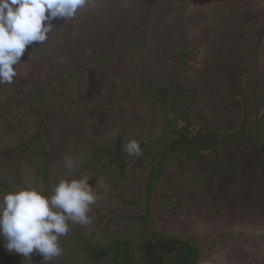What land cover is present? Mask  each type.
Wrapping results in <instances>:
<instances>
[{
    "label": "rangeland",
    "instance_id": "rangeland-1",
    "mask_svg": "<svg viewBox=\"0 0 264 264\" xmlns=\"http://www.w3.org/2000/svg\"><path fill=\"white\" fill-rule=\"evenodd\" d=\"M227 1V8L232 12L226 20L231 30L236 32L241 28L242 38L237 41H232L229 29L219 21L202 22L203 13L209 18L218 14L208 3L196 6L193 0H163L152 6V17L146 29L147 48L140 51L129 49L128 44L142 36L138 20L146 17L151 5L145 0H119L124 3L120 5L124 9L132 8V17L127 18L126 14L117 13L118 0H90L78 10L74 19L53 20V30L46 43L26 47L18 75L27 84L46 83L68 70L75 76L81 59L87 56L83 75L92 76V83L69 93L65 100L69 106L66 111L44 124L41 136H46L44 143L52 152L45 154L60 172L65 156L70 157L68 152L80 139L84 150L96 153L101 169L113 167V172L118 170L122 175L126 172L132 178L141 177L136 182L131 176L127 179V185L131 182L130 192L119 188L122 195L133 198L132 202H119L112 207L105 200V207H92V225L101 218L103 211L116 218L112 230L113 224L123 228L129 216L144 217L149 225L183 239L192 237L202 244L205 252L201 264H264V238L260 237L264 235V151L260 154V150H264V0ZM162 5L165 6L160 8ZM195 8L202 9L195 12ZM237 20L241 25L232 26V21ZM206 25L201 44L199 31ZM158 34L161 37L175 34V39L180 40L184 65L180 66L176 88L192 102L197 122L205 117V111L209 117L205 128L195 126L187 116L186 119L177 118L179 135L174 140L179 145L180 157L164 161L152 152L150 138L155 136L140 137V157L129 156L124 150L129 140L138 137L127 136L128 130H136L143 118L140 101L145 96L140 82L147 79L136 75L138 55L142 52L145 60L149 57L143 69L147 70L149 65L154 72L156 54H164L156 44ZM257 38L261 41L255 65L251 47ZM109 44L118 47L115 55ZM105 55H110L106 68L100 59L106 60ZM67 62H70V69L66 68ZM162 62L167 63L165 59ZM166 65L164 73L170 72L167 75L171 78L173 63ZM249 66L252 70L243 74ZM240 88L243 92H237ZM0 90V122L3 123L21 95L14 90L13 84H2ZM243 99L246 117L250 119L246 128L250 136H224L230 130L214 126L219 120L214 109L221 116L234 111V119L226 118V121L231 125L237 122L236 129L246 133L245 124L248 123L244 116L238 115ZM77 100L82 103L78 104L79 109L75 108ZM256 113L260 116L257 121L253 120ZM73 114L79 122L71 118ZM118 128L123 129L124 136H105L115 134ZM33 129L34 126L28 128V135L33 136ZM82 132L87 136H77ZM156 138L159 141L160 136ZM108 139L113 144L111 148ZM189 146L193 147L190 151ZM41 147L43 151L48 149ZM36 156L41 157L37 153ZM3 157L4 162L13 161ZM63 174L64 170L58 175ZM17 187L16 182L13 185L0 182V189L7 192ZM115 233L118 235L119 231ZM220 234L228 235L216 238ZM41 262L42 257L37 254L27 261L19 254L10 253L0 240V264Z\"/></svg>",
    "mask_w": 264,
    "mask_h": 264
},
{
    "label": "trees",
    "instance_id": "trees-1",
    "mask_svg": "<svg viewBox=\"0 0 264 264\" xmlns=\"http://www.w3.org/2000/svg\"><path fill=\"white\" fill-rule=\"evenodd\" d=\"M145 1L151 5L149 12L152 11L153 4L158 2V0ZM120 5H124V3H120ZM117 13L126 14L127 17L125 9L118 10ZM151 17L152 14L149 20ZM87 62V59L81 61L80 68L77 69L79 74L75 76L73 74L56 76L52 81L48 80L46 83L39 82L38 84L19 82L22 87L16 88V90L20 93L21 98L17 106L11 108V112L6 115L9 120L0 122V130H3L1 134L8 135L13 132L19 134V136H0V154H2L0 164L4 166L3 169L0 165V182L12 185L16 182L19 187L32 184L48 192L60 178L67 175L66 169L63 168L64 174L59 176L58 174L62 173V170L60 172L56 170L52 166V160H48L46 154L51 151L49 146L45 145L46 136H41V131L45 123L54 121L57 119V115H61L62 111H66V108L69 107L65 102L69 93L73 90L78 92L80 88L92 83V76L83 75ZM16 81L18 82V79L14 78L12 84H17ZM24 86H30L29 90ZM51 86L55 89H52ZM79 103L78 100L75 103L78 108L80 107ZM71 118L76 120L77 116L73 114ZM71 118L70 121H72ZM76 122L79 121L76 120ZM30 126H34L33 136L27 133ZM140 137L142 136L136 138L137 141L140 140ZM174 138L175 136H161L158 138L159 141L150 138L153 154L159 158L163 157V161L169 157H177L179 145ZM110 139L108 142L111 148L113 144L110 143ZM41 145L48 149L43 151L45 149H42ZM189 148V150L193 149V147ZM263 151L260 150L261 155ZM36 153L41 157H37ZM68 153L76 165L74 175H86L90 177L89 183L93 186L99 180L108 188L106 192L101 193V199L93 206L94 208L105 207L106 203H103L105 200L112 207L113 204L118 205L119 202L130 203L133 201V198L119 192L120 187L126 190V193L130 192L131 182L128 185L126 182L130 176L132 178V175L126 172L122 175L118 173V170L113 172V167L101 169L102 166L97 162L96 153L84 150L81 147L80 139ZM3 156L13 161L4 162ZM236 176L239 178L240 174ZM136 179L140 180L141 177L138 178L136 175L132 178L133 181ZM6 192L0 189V194ZM115 219L114 215L103 211L101 218L93 225V219L92 223L87 226L70 225L67 236L60 238L64 250L62 256L50 261L49 264H201L200 259L205 249L194 238L183 239L156 228L154 225H149L144 217L137 216L125 218L123 228L113 224L112 230L111 225ZM116 231H119L118 235L115 233ZM225 235L228 234H220L216 238ZM260 237L264 238V235ZM35 255H32V259Z\"/></svg>",
    "mask_w": 264,
    "mask_h": 264
},
{
    "label": "clouds",
    "instance_id": "clouds-1",
    "mask_svg": "<svg viewBox=\"0 0 264 264\" xmlns=\"http://www.w3.org/2000/svg\"><path fill=\"white\" fill-rule=\"evenodd\" d=\"M90 0H0V84H12L18 75L21 57L28 45L44 44L53 30V20L74 19L78 10ZM129 156L140 157L136 139L124 145ZM67 175L45 192L26 184L0 194V240L10 252L31 261L33 254L42 257L41 264L62 256L61 237L70 225L92 223L90 212L107 186L90 177L74 175L76 165L65 156Z\"/></svg>",
    "mask_w": 264,
    "mask_h": 264
},
{
    "label": "flooded vegetation",
    "instance_id": "flooded-vegetation-1",
    "mask_svg": "<svg viewBox=\"0 0 264 264\" xmlns=\"http://www.w3.org/2000/svg\"><path fill=\"white\" fill-rule=\"evenodd\" d=\"M161 1H163V0H160L158 2H161ZM130 6H131V4H130ZM163 6H165V5H162L159 7L163 8ZM127 7L125 8V10H127V18H131L132 17L131 16L132 8L130 7L131 9H129ZM116 8H117V11L119 9H124L122 6H120L119 0L117 2ZM149 11H150V8H147V13H145L146 17L142 18L143 20H138V18H137V20L139 22H141L140 30H141L142 36L138 40H135L134 42H131L130 44H128L129 49L137 48L140 51H142V50L147 48V46H146L147 31H146V29H147V22L150 21L149 18L151 16V12H149ZM152 11H153V9H152ZM142 12H143V10H142ZM147 18H148V20H147ZM238 18H239V16H238ZM237 21H232V26L235 25L234 27H237V23H239V25H241V22H239V21L237 22ZM111 25H110V27H113V23ZM228 29H229V33L232 34V37H231L232 41H235V40L237 41L238 38H242V36L240 35V31H241L240 29L241 28H239L235 32V31L231 30L232 28L229 25ZM157 40L158 41L156 42V44H157L159 49L164 51V54L159 53V52L156 54V62H155V65L153 66L155 68L154 72L151 71L152 68L149 67V65H147L148 66L147 70L143 69V66L146 65V64H144V61L146 63L149 60V57H147L145 60L144 56H142V52L139 53V55H138L136 75L139 78L145 76L146 77L145 79H147V80H145V82L144 81L140 82L142 93L145 96V98H143V100L140 101L142 108H143V118H142L141 122H139L140 124L137 125L136 130H134V129H133L134 131L128 130L127 136H133V134H134V136H144V137H148V138H150V136H155V139H157L156 138L157 136H160V137L161 136H178L179 135V131H178L179 130L178 129V127H179L178 123L179 122H178L177 118L178 119H180V118L186 119V116L189 117V120L195 126L199 125L203 128H205L206 125L208 126L207 118H209V117L206 116V113H205L206 111L204 112L205 117H202V121L197 122L196 117L193 116V106L191 104L192 102H190L187 95L180 93L179 92L180 90H177V88H176L177 80L180 79L179 78L180 75L178 74L180 66L184 65V61H183L184 60V56H183L184 52L182 51L181 47H179V46H181L180 40L175 39V34H173V35L171 34V36H170V34H168V36H165V37H161L159 35V38H157ZM260 41H261L260 38H257L255 40V42H253V46L251 47L252 51L254 52L253 56L255 59V62H254L255 65H257V63H258V48H259ZM230 45H231V43L228 45V49H229ZM109 46L111 47V50H113V55H115V53L118 52V47H114L113 44H109ZM149 50H151V48H149ZM86 57L87 56L82 58L81 61H83L84 59H87ZM104 57L107 59L106 60L103 58H100V59L104 63V68H106L107 64L109 62L110 55H105ZM163 59H165L167 63H163L162 62ZM244 61H245V57H244ZM170 62L173 63V67H172L173 70L171 73L172 74L171 78L168 77V75H167V74H170V72L167 74L164 73V70L166 69V66H167L166 64L169 65ZM159 64L162 65V68L159 67ZM254 64L252 66H255ZM70 67H71L70 62H67L66 68L70 69ZM251 70H252V68L249 66L248 68H246V70L243 71V74H246L247 72H250ZM66 74L70 75L71 73L68 70L67 72L65 71V73L56 74L55 77L56 76L57 77L58 76H64ZM17 79H18V82L16 81L17 84H13L14 90L16 88L20 89L22 87L19 84V82L22 81V79L20 78L19 75H17ZM52 80L53 79H51V81ZM239 82H240V80H239ZM24 87H27V86H24ZM237 87H240V85H237ZM0 88L2 89V84H0ZM51 88L53 89L54 87L51 86ZM148 90L150 91V93H148ZM240 91L243 92V90L241 88L239 90H237V92H240ZM238 98H239V96H238ZM75 108L79 109L77 105H75ZM210 108L212 109L211 106H210ZM233 109H234V107H233ZM214 111L216 112L217 116L219 117V120L215 122L214 126H216L217 128H221L223 126L225 128L227 127L228 130H230V133H227L224 136H250L251 132H247V131H249L248 129L246 130V128H248V126L250 125V122H249L250 119L246 117V104H245L244 99L242 101L241 106H239L238 115L241 114L242 116H244V118H245L244 120L246 121V123H248V124H245L246 133L240 132L238 129H236V126L238 125L237 122H234L232 125L230 124V121H232L234 119V111H230V113L228 115L225 113V115H223V116L219 115V113L215 109H214ZM207 113H208V111H207ZM210 113H212V112H210ZM226 118H228V120H230V121H226ZM259 118H260L259 114L256 113L253 120L257 121V120H259ZM7 120H9V119H7ZM185 127H187L186 124H185ZM122 130H123L122 128H118L116 130L115 134L108 133L105 136H124ZM0 136H19V134L13 132V133H9L8 135L0 134ZM77 136H87V135L82 132V134H79ZM255 136H257V135H255ZM189 147H192V146H189ZM189 147H188V150L190 149ZM179 157H180V155H178L175 158H179Z\"/></svg>",
    "mask_w": 264,
    "mask_h": 264
},
{
    "label": "crops",
    "instance_id": "crops-1",
    "mask_svg": "<svg viewBox=\"0 0 264 264\" xmlns=\"http://www.w3.org/2000/svg\"><path fill=\"white\" fill-rule=\"evenodd\" d=\"M193 1H194L193 3H195L196 6L197 5H203V4L205 5V3H208L209 6H212V8H215V13H218L217 16L214 15L213 17H210V18H209V16H207L208 18L205 17L204 16L205 14L203 13L202 22H208V24H210V23H214V21H219L220 24H222V26H224V27L226 26L227 28H229L230 24L226 20L227 17L229 18L228 13L230 12V10L227 8L228 7V1L227 0H211V1H209V0L208 1H206V0L205 1L204 0H193ZM198 7H201V6H198ZM219 7H220V9H219ZM195 9H197L195 12H198L202 8H195ZM192 11L193 10H189V12H192ZM224 17H225V20H224ZM189 25H191V24H189ZM207 26L208 25H206L205 27H203L201 29V31H199L201 33V34H199L201 44H203V40H202L201 36H203L202 33L205 32V30H207ZM239 45H240V43H239ZM219 67H220V65L217 64L216 68H219Z\"/></svg>",
    "mask_w": 264,
    "mask_h": 264
},
{
    "label": "water",
    "instance_id": "water-1",
    "mask_svg": "<svg viewBox=\"0 0 264 264\" xmlns=\"http://www.w3.org/2000/svg\"><path fill=\"white\" fill-rule=\"evenodd\" d=\"M234 137V136H233Z\"/></svg>",
    "mask_w": 264,
    "mask_h": 264
}]
</instances>
